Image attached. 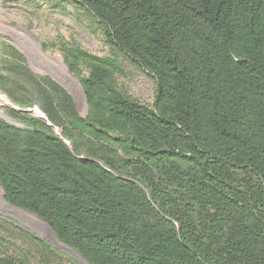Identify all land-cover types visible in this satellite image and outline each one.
<instances>
[{
	"label": "trees",
	"instance_id": "16d2710c",
	"mask_svg": "<svg viewBox=\"0 0 264 264\" xmlns=\"http://www.w3.org/2000/svg\"><path fill=\"white\" fill-rule=\"evenodd\" d=\"M75 1L156 79L155 103L120 92L114 69L93 59L82 117L60 83L12 50L0 89L48 120L22 128L0 118L6 200L43 217L91 264H211L222 228L228 264H264V0ZM111 140L138 154L151 195L115 174ZM166 181L193 203L181 215L155 209ZM196 205L209 216L203 227ZM0 264L20 263L0 255Z\"/></svg>",
	"mask_w": 264,
	"mask_h": 264
},
{
	"label": "rangeland",
	"instance_id": "374dc122",
	"mask_svg": "<svg viewBox=\"0 0 264 264\" xmlns=\"http://www.w3.org/2000/svg\"><path fill=\"white\" fill-rule=\"evenodd\" d=\"M12 50L24 57L36 75L50 76L60 83L74 98L82 117L90 111L83 79L89 75L90 60L93 59L114 69L120 92L149 106L155 103L156 79L114 45L107 38L103 23L78 1L0 0V71L11 58ZM0 93L11 103H2L0 98L1 119L22 128L46 121L32 109L17 106L1 89ZM57 128L54 126L55 131ZM81 135L77 138L81 139ZM112 142L110 155L116 163L115 174L120 179L132 180L151 195L152 187L133 166L138 154L125 150L113 140L106 144ZM181 164L185 169L192 165L186 161ZM157 193L158 204L154 203V206L162 216L169 218L163 211L181 215L179 211L188 206L191 208L192 201L185 188L166 181L160 184ZM195 218L200 227L210 223L202 205H196ZM149 219L153 222L158 216L153 212ZM225 230L222 228L215 241L209 242L211 264H228L222 256L223 248L229 245ZM0 255L12 257L20 264H91L77 248L60 239L43 217L7 201L1 184Z\"/></svg>",
	"mask_w": 264,
	"mask_h": 264
},
{
	"label": "bare ground",
	"instance_id": "6f19581e",
	"mask_svg": "<svg viewBox=\"0 0 264 264\" xmlns=\"http://www.w3.org/2000/svg\"><path fill=\"white\" fill-rule=\"evenodd\" d=\"M0 98L3 101L2 103L11 105V103L8 101L7 97L3 93H0ZM33 112L36 113L38 116L45 118L44 114L39 109L36 108L33 110Z\"/></svg>",
	"mask_w": 264,
	"mask_h": 264
},
{
	"label": "water",
	"instance_id": "95a60500",
	"mask_svg": "<svg viewBox=\"0 0 264 264\" xmlns=\"http://www.w3.org/2000/svg\"><path fill=\"white\" fill-rule=\"evenodd\" d=\"M39 109L43 114H44V117L45 118H43V119H45V120H48V117L45 115V113L39 108V107H35L34 109ZM34 109H32V110H34ZM51 126H53V124L51 123V122H48ZM56 132L57 133H60V130L57 128V130H56Z\"/></svg>",
	"mask_w": 264,
	"mask_h": 264
}]
</instances>
